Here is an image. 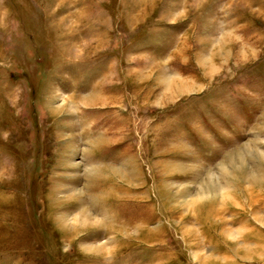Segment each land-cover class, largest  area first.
Returning a JSON list of instances; mask_svg holds the SVG:
<instances>
[{
    "label": "rangeland",
    "instance_id": "obj_1",
    "mask_svg": "<svg viewBox=\"0 0 264 264\" xmlns=\"http://www.w3.org/2000/svg\"><path fill=\"white\" fill-rule=\"evenodd\" d=\"M0 264H264V0H0Z\"/></svg>",
    "mask_w": 264,
    "mask_h": 264
}]
</instances>
